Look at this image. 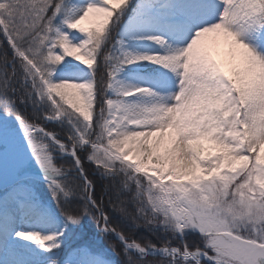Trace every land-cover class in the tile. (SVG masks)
Returning <instances> with one entry per match:
<instances>
[{
    "label": "snow or ice",
    "instance_id": "snow-or-ice-1",
    "mask_svg": "<svg viewBox=\"0 0 264 264\" xmlns=\"http://www.w3.org/2000/svg\"><path fill=\"white\" fill-rule=\"evenodd\" d=\"M0 36V264H264V0H0Z\"/></svg>",
    "mask_w": 264,
    "mask_h": 264
},
{
    "label": "trees",
    "instance_id": "trees-1",
    "mask_svg": "<svg viewBox=\"0 0 264 264\" xmlns=\"http://www.w3.org/2000/svg\"><path fill=\"white\" fill-rule=\"evenodd\" d=\"M0 43H3V37L2 36H0ZM3 47L7 48L6 43H3ZM8 54L10 57L11 56L10 50L8 51ZM29 111H30V109H29ZM44 126L49 131H55L58 133L61 132V129H59L55 125L45 124ZM60 138L63 140L64 139L63 135H61ZM80 155L83 157L84 154L81 153ZM55 162L58 165H60V164L68 165L71 163V160L70 159L61 160L57 156V159ZM84 169H85L86 173L88 174V178L97 186L96 195H97V197H99L100 193L104 190L105 186L109 185L111 182L102 180L100 175L96 172L95 166L93 164L88 163L87 160H84ZM73 175H75V174H73ZM126 198H130V196H126ZM128 208H129V211H133L131 204L128 205ZM109 215L115 217V219L113 220L114 224L121 225V226H123L125 224V222L120 217H118V215L116 213L112 212L110 208H109ZM89 223H91V221H89ZM92 231L93 232L98 231L95 229L94 224L92 225ZM124 231L126 232V234L133 235L135 239L140 240L141 242L150 240L152 243L157 244V245H160V243H161V239H158L157 235H153V233L148 231L146 228L124 227ZM93 238L96 239V245L107 250L109 258L115 260L117 262V264H123L124 257H123L122 252H121V246L119 245L118 242L109 241L108 239H105L103 237H99V238L93 237ZM188 241L190 244H192L194 242L198 243L199 237L196 235H190L188 237ZM110 243H116V252L121 253L120 255H116V254L112 253ZM174 243L179 244V241H175Z\"/></svg>",
    "mask_w": 264,
    "mask_h": 264
},
{
    "label": "rangeland",
    "instance_id": "rangeland-1",
    "mask_svg": "<svg viewBox=\"0 0 264 264\" xmlns=\"http://www.w3.org/2000/svg\"><path fill=\"white\" fill-rule=\"evenodd\" d=\"M43 191H45V192L48 191L46 186L44 187ZM48 196H49V200H50V199H51V194L48 193ZM54 203H55V202H52V206H53V207H55ZM77 239H80V237L78 236ZM95 246H97V245H95ZM97 247H98V246H97ZM103 250H104L105 252H107L106 249H103Z\"/></svg>",
    "mask_w": 264,
    "mask_h": 264
}]
</instances>
